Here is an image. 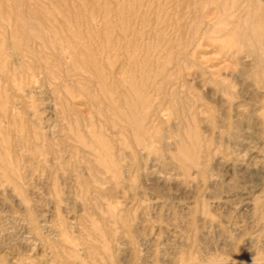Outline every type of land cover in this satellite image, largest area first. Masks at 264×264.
<instances>
[{
	"label": "rangeland",
	"instance_id": "374dc122",
	"mask_svg": "<svg viewBox=\"0 0 264 264\" xmlns=\"http://www.w3.org/2000/svg\"><path fill=\"white\" fill-rule=\"evenodd\" d=\"M260 20L0 0V264H264Z\"/></svg>",
	"mask_w": 264,
	"mask_h": 264
},
{
	"label": "bare ground",
	"instance_id": "6f19581e",
	"mask_svg": "<svg viewBox=\"0 0 264 264\" xmlns=\"http://www.w3.org/2000/svg\"><path fill=\"white\" fill-rule=\"evenodd\" d=\"M249 3H255L257 6L259 5V7H262V5L264 4V0H247ZM261 22V20L257 23L256 27L254 28H250V30H260L262 31V34H260V42H259V47L264 48V30L261 29V27H259ZM259 32V31H258ZM241 36L243 34H240ZM124 100H126V98L124 97ZM132 101V100H131ZM133 106H135V104H133ZM110 110L114 111V108L112 106H110ZM117 116V115H116ZM118 119H120L122 121V125H124L125 127H130L133 130H135L134 132L136 133V136L141 137L142 134H144V127L142 125V122H144L142 119L141 120H136L135 117L130 118L127 117L126 120H123L122 117H120L119 115L117 116ZM145 119V118H144ZM126 121V122H125ZM146 133V132H145ZM138 138V137H137ZM197 139V138H196ZM141 141V140H140ZM142 142V141H141ZM143 143V142H142Z\"/></svg>",
	"mask_w": 264,
	"mask_h": 264
}]
</instances>
